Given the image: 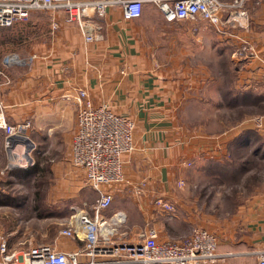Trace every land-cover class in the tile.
Here are the masks:
<instances>
[{
	"label": "crops",
	"instance_id": "0c3cea01",
	"mask_svg": "<svg viewBox=\"0 0 264 264\" xmlns=\"http://www.w3.org/2000/svg\"><path fill=\"white\" fill-rule=\"evenodd\" d=\"M242 8L243 18L239 19V12H230L227 25L217 27L203 19L195 23L187 19L166 21L148 2L143 3L137 19L125 20L122 6L111 3L103 16L91 15L102 33L101 39L91 42L76 26L66 24L61 12L59 27L52 35L48 32L50 19L38 22L35 15L30 17L34 21L10 28H24L20 36H25V45L13 51L4 46L6 37L0 57L15 52L36 55L28 66L4 65L0 60V102L5 106L6 121H31L25 130V141L30 140L25 143L32 160L29 165L35 163L32 152L39 150L43 139L51 145L62 143L70 152L76 128L73 97L78 89H84L94 105L107 104L111 111L134 122L135 150L123 155L122 171L131 184L145 181V190L136 194L124 186L115 187L121 197L104 211L107 216L116 212L125 215V238L134 241L138 230L152 228L158 240H176L199 227L217 237V251L223 257L214 264H257L264 251V172H259L260 186L230 214H222L215 202H206L208 196L201 191L203 179L198 175L205 157L214 166L228 152L232 156L237 153L239 159L246 150L255 151L254 156L264 165V131L249 124L252 115L264 113V0H244ZM36 24H46V29H32ZM242 44L243 56L238 59L234 52ZM202 55H211V63L216 61L219 66L221 57L227 58L233 76L225 81L226 100L233 110L247 111L239 116L240 122L226 130L208 132L198 122L188 123L185 116L181 121L183 106L192 98L183 102L185 89H219L223 85L222 78L214 75L220 69L200 60L193 66L189 62ZM4 140L0 130L2 162L8 156ZM233 160L231 165L240 176L254 169L245 160ZM80 171L83 175V169ZM75 181L65 179L75 186L64 194L82 209L98 195L82 180L79 185ZM157 197L172 203L175 212L160 213L153 204ZM2 237L12 248V241L0 234ZM49 243L61 250L81 245L59 232Z\"/></svg>",
	"mask_w": 264,
	"mask_h": 264
},
{
	"label": "built area",
	"instance_id": "2783aa9c",
	"mask_svg": "<svg viewBox=\"0 0 264 264\" xmlns=\"http://www.w3.org/2000/svg\"><path fill=\"white\" fill-rule=\"evenodd\" d=\"M145 2L155 5L166 21L203 19L217 27L228 23L229 17H222L228 5L220 0H0V27L24 22L32 11L41 10L49 16V34L52 35L59 27L58 13L61 12L63 21L76 26L85 40L91 42L101 39L102 34L91 15L103 16L111 3H118L125 20L137 19ZM35 56L21 60L16 54H10L5 55L2 62L4 65L31 64ZM73 102L76 128L70 141V162L83 169L84 184L98 196L82 209L73 208L59 234L78 240L81 245L74 250H61L52 243L15 249L8 247L2 237L0 264H214L222 259L223 255L217 251L216 235L199 227L176 240H158L152 228L138 230L134 241L125 238L127 233L122 230L125 215L116 212L107 216L104 211L117 197L115 187L130 186L136 194H143L145 190V181L131 184L122 171L123 155L135 150L134 122L126 115L114 113L107 104L94 105L84 89H78ZM4 108L0 102V130H3L8 154L5 162L0 158L1 173L32 163L25 147L28 143L25 130L31 126V121L8 123ZM249 124L263 132L264 113L250 117ZM20 147L25 148L20 151ZM153 204L162 214L175 212V206L163 197L153 199ZM257 264H264V251L259 254Z\"/></svg>",
	"mask_w": 264,
	"mask_h": 264
},
{
	"label": "rangeland",
	"instance_id": "374dc122",
	"mask_svg": "<svg viewBox=\"0 0 264 264\" xmlns=\"http://www.w3.org/2000/svg\"><path fill=\"white\" fill-rule=\"evenodd\" d=\"M220 1L228 5L227 9L222 13L223 18L230 17V12L233 11L241 14L239 19L244 17L242 8L244 0ZM236 2L239 3V6ZM34 15L38 22L48 21L49 18L46 12L36 10L32 11L29 19L23 23L34 21V18L30 19V17ZM198 20L199 19L189 21L195 23ZM33 27L32 29L42 27L41 29L43 30L46 24H36ZM8 28L9 27H0V46L4 45V43L2 44L3 39L7 37V39L4 40L7 45L4 46H6V48H11L13 51H19V49L22 48L21 46L25 43V36H20L24 34V28L19 26L13 30ZM34 31V33L39 34V31ZM33 40H35V37ZM243 48L244 46L242 44L241 47L236 50L238 53L240 52L236 54L238 59L243 56ZM15 53L21 60L26 57L17 52ZM4 56L5 53L1 55V61ZM211 59V55H202L200 57H192V60L189 62H191L193 66L195 60H200L207 63L209 66L212 65L214 69H220V72L217 74L215 71L214 75L222 78L224 86L221 85L222 87L219 89L216 87H203L201 89L198 88V90L185 89V96L183 95L184 93L182 94L183 102L187 98L188 100L190 97L192 98L188 102V106H183L184 112H182L183 116L181 115V121L185 116L189 119L187 120L188 123L191 122L196 124L198 122V124L207 129L208 132H215L223 129L226 130L231 125L240 122L241 119L239 116H243L247 111L233 110L231 104L226 100L228 88L225 86V81L231 79L233 76L232 71H228L230 65L227 62V58L225 56L221 57V63L223 61L225 62L223 66L221 63L219 66L216 61L211 63ZM13 65L28 66L30 63H14ZM215 82L214 86L216 85ZM211 85L212 83L210 86ZM183 102H181V106ZM258 115L260 114H254L252 117ZM229 116L232 117L230 118ZM52 146L55 148L52 149ZM37 149H39L37 152L35 149L32 152L35 161L32 166L15 167L3 173L0 171V234L6 236L7 239L9 238V240L12 241V248L15 249L24 248L29 244L49 243L51 236L57 234L60 229L66 226L72 209L80 208L74 206L78 205L75 200L66 199L64 194L68 192L69 189L73 190L72 186H75L71 183L64 182L67 178H72L74 181L76 180L77 182H75L77 185H79L82 180V184L85 185L84 174L82 175L80 168L68 161L69 152H67L66 147L62 143L51 145L47 140L43 139V142L37 146ZM252 153L253 152H248L246 150V152H243V155L237 159V153L236 156H232L230 152H228L226 157L223 159L221 158L222 160L219 164L215 162L214 166L208 157L204 158L205 165L203 169L200 170L201 172L198 173L203 179L201 191H203V195L207 194L208 196L206 202H215L217 209L222 212V214H230L245 201L244 198L249 197L252 192L260 186L257 179H259V172L261 170L264 172V165H261ZM234 154L235 151H233V155ZM233 159H235V161L245 160L250 166H253L254 169H251L250 173L247 175L244 174L240 176L237 168L231 165L234 161ZM26 170H28V172H26ZM241 171L244 172L242 169ZM125 188H127V190L128 188L130 189L127 192L134 193L130 186H126ZM120 194V192L117 194L115 201L120 199ZM215 194H218V198ZM213 197L217 201L212 200Z\"/></svg>",
	"mask_w": 264,
	"mask_h": 264
},
{
	"label": "trees",
	"instance_id": "16d2710c",
	"mask_svg": "<svg viewBox=\"0 0 264 264\" xmlns=\"http://www.w3.org/2000/svg\"><path fill=\"white\" fill-rule=\"evenodd\" d=\"M19 23H21V22H19ZM19 23H16V24H19ZM16 24H14V25L10 26L9 28L15 27V25H16ZM252 151H253V150H252ZM254 153H256V152H255V151H253V153H252V154L254 155ZM7 171H8V170H7ZM30 171H31V170H30ZM26 172H28V170H26Z\"/></svg>",
	"mask_w": 264,
	"mask_h": 264
},
{
	"label": "water",
	"instance_id": "95a60500",
	"mask_svg": "<svg viewBox=\"0 0 264 264\" xmlns=\"http://www.w3.org/2000/svg\"><path fill=\"white\" fill-rule=\"evenodd\" d=\"M30 140L28 139V142H29Z\"/></svg>",
	"mask_w": 264,
	"mask_h": 264
}]
</instances>
